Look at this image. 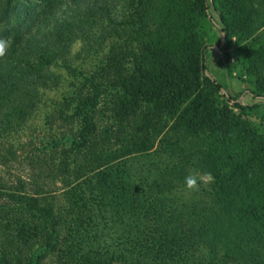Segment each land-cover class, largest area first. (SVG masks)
I'll return each instance as SVG.
<instances>
[{
	"label": "trees",
	"instance_id": "obj_1",
	"mask_svg": "<svg viewBox=\"0 0 264 264\" xmlns=\"http://www.w3.org/2000/svg\"><path fill=\"white\" fill-rule=\"evenodd\" d=\"M23 1L26 6L0 0V39L9 42L0 58V264H45L61 255L62 263L98 264L92 257L108 251L128 264L181 263L172 254L167 260L155 254L161 245L156 238H167L164 224L182 216L168 215L156 196L169 175L184 174L167 164V176L140 180L146 187L136 184L134 191L124 175L130 158L154 153L157 138L180 131L179 119L185 118L188 131L191 121L214 126L205 103L194 104L200 77H188L184 61L169 64L151 48L140 60L125 62L115 52L124 45L113 42L125 34L113 31L101 0ZM199 1L204 17L226 39V26L215 19L209 1ZM13 8L20 17L11 23ZM89 18L98 29L81 30ZM212 49L205 45L201 58L193 59L202 81L230 106H239L244 96L264 102V95L248 88L231 95L212 77ZM54 90L61 93L48 98ZM184 103L178 112L176 105ZM186 109L191 112L185 115ZM163 114L175 117L174 124L156 128ZM153 163L145 165L149 174ZM244 165L233 163L232 174ZM257 214L246 207L237 221L257 223ZM256 227L262 231L249 229L246 239L261 243L263 252L259 244L251 250L258 256L264 253V225Z\"/></svg>",
	"mask_w": 264,
	"mask_h": 264
},
{
	"label": "rangeland",
	"instance_id": "obj_2",
	"mask_svg": "<svg viewBox=\"0 0 264 264\" xmlns=\"http://www.w3.org/2000/svg\"><path fill=\"white\" fill-rule=\"evenodd\" d=\"M13 1L26 6L23 0ZM208 1L215 19L218 22L220 19L226 26V39H222L204 17L199 0L100 1L104 6L101 7L106 10L105 15L113 23V31L125 34L118 40L109 37L110 43L113 39L114 47L120 43L124 45L122 51L115 52L122 53L127 63L133 57L135 61L140 60V55L149 48L156 56L162 58L166 55L165 61L169 64L178 65L184 61L186 75L192 73L193 77H200V93L194 104L205 103L214 124L197 126L191 121L194 128L188 131L183 126L185 118L179 119L176 126L181 127L180 131L174 136L167 134L160 141L157 138L154 153L130 158V167L124 179L126 177L127 188L134 191L137 186L141 185L140 189L146 187L140 180L150 182L156 177L155 181L159 182L158 174L167 176V164L177 167L184 174L181 179L169 175L164 185L161 184H168L166 189L156 196L168 215L176 213L174 218L177 212L182 215L164 224L167 226L166 239L163 236L156 238L161 245L155 254L162 259L167 260L172 254L181 261L177 264H264V253L257 256L251 252L257 244L262 251L261 243L246 239L249 229L262 231L256 226L264 225V102L244 96L239 106H230L202 81L204 76L197 72L193 63V59L201 58L205 45L213 46L207 53L210 72L229 94L236 95L248 88L264 95V0ZM18 17L19 13L13 8L11 23ZM91 29H98L97 21L89 18L81 30ZM217 45L221 48H217ZM79 46L78 43L74 44L70 53H76ZM185 53L187 55L183 59ZM60 93L54 90L47 97L56 98ZM185 106L186 103L176 105L177 111H183ZM152 111L151 105L146 106V112ZM189 112L191 109H186L184 114ZM174 119L172 115L163 114L155 127H167ZM215 127L219 128L217 132L212 131ZM169 147L171 150L165 161L164 153ZM151 162H155L156 167H151L149 174L145 165ZM235 162H245L246 166L232 174V164ZM192 168L199 169L201 173H210L213 177L211 183L202 184L196 193L189 192L184 185V177ZM154 169L157 175L152 174ZM93 197L96 195L90 198ZM246 207L258 212L259 222L254 223L248 218L237 221L241 217L239 213ZM208 208L213 214L208 213ZM84 230L88 232L90 228ZM97 243L96 249H100V243ZM108 252H99L97 257H90L98 264V260H101L100 264H128L126 260L123 262L120 255ZM61 258L62 255L47 257L45 264H71L62 263L65 257L63 260ZM182 258L188 261L183 262ZM224 259H227L225 263Z\"/></svg>",
	"mask_w": 264,
	"mask_h": 264
},
{
	"label": "clouds",
	"instance_id": "obj_3",
	"mask_svg": "<svg viewBox=\"0 0 264 264\" xmlns=\"http://www.w3.org/2000/svg\"><path fill=\"white\" fill-rule=\"evenodd\" d=\"M9 42L4 39H0V58L5 57ZM213 177L210 173H201L199 169L192 168L188 175L184 177V185L189 192L196 193L200 191L202 184L211 183Z\"/></svg>",
	"mask_w": 264,
	"mask_h": 264
},
{
	"label": "water",
	"instance_id": "obj_4",
	"mask_svg": "<svg viewBox=\"0 0 264 264\" xmlns=\"http://www.w3.org/2000/svg\"><path fill=\"white\" fill-rule=\"evenodd\" d=\"M220 36L223 39V33L222 32L220 33ZM222 39H221V41H222ZM221 41H220V43H221Z\"/></svg>",
	"mask_w": 264,
	"mask_h": 264
}]
</instances>
